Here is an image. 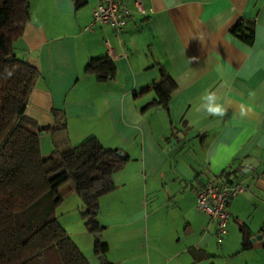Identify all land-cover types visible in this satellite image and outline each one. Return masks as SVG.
Wrapping results in <instances>:
<instances>
[{
  "label": "crops",
  "instance_id": "0c3cea01",
  "mask_svg": "<svg viewBox=\"0 0 264 264\" xmlns=\"http://www.w3.org/2000/svg\"><path fill=\"white\" fill-rule=\"evenodd\" d=\"M122 2L131 16L117 38L109 25L86 30L100 0H30L14 46L40 72L25 115L45 129L43 154L98 140L129 157L99 215L109 253L128 248L123 263L217 264V223L197 209V191L217 178L226 185L233 173L248 191L228 205L226 252L239 242L237 264H264V0ZM241 20L254 21V45L232 35ZM105 57L113 75L89 71ZM162 72L177 87L167 107L147 108ZM205 93L215 94L223 116L204 109ZM195 250L206 257L197 260Z\"/></svg>",
  "mask_w": 264,
  "mask_h": 264
},
{
  "label": "trees",
  "instance_id": "16d2710c",
  "mask_svg": "<svg viewBox=\"0 0 264 264\" xmlns=\"http://www.w3.org/2000/svg\"><path fill=\"white\" fill-rule=\"evenodd\" d=\"M29 19L30 0H0V264H90L57 217L63 203L60 188L74 183L87 229L101 233L105 229L99 221L101 199L116 189L115 177L129 157L106 149L98 140L43 154L40 134L45 129L25 115L40 72L19 58L14 46ZM231 33L254 45L255 23L241 20ZM88 69L92 73L104 69L107 75L116 71L108 57L93 61ZM176 87L174 79L162 72L154 88L158 100L147 108L167 107ZM231 175L225 173L226 185L237 184ZM251 246L247 238L244 250ZM95 253L101 264H114L108 260L107 243L97 241ZM194 255L197 260L206 257L199 250Z\"/></svg>",
  "mask_w": 264,
  "mask_h": 264
},
{
  "label": "built area",
  "instance_id": "2783aa9c",
  "mask_svg": "<svg viewBox=\"0 0 264 264\" xmlns=\"http://www.w3.org/2000/svg\"><path fill=\"white\" fill-rule=\"evenodd\" d=\"M131 16L130 10L122 0H100L94 12V20L87 31H93L98 24L109 25L115 30L117 38L125 28L128 18ZM106 56L115 57L113 42L108 40L105 46ZM248 191L244 184L223 185L217 179L210 180L205 187L197 191V209L209 215L213 222L217 223V238L219 244L223 243L227 235V227L232 219L229 212V203L237 196Z\"/></svg>",
  "mask_w": 264,
  "mask_h": 264
},
{
  "label": "rangeland",
  "instance_id": "374dc122",
  "mask_svg": "<svg viewBox=\"0 0 264 264\" xmlns=\"http://www.w3.org/2000/svg\"><path fill=\"white\" fill-rule=\"evenodd\" d=\"M73 184H74L73 182H67V184L65 183L60 188L61 195L63 196V203L56 210L57 217L60 220V224L63 226L65 231H67L68 235L72 238L73 242L77 245L78 249L81 250V252L84 254L86 259L90 262V264H101V262L99 261L95 253V245L97 241L103 242L101 240L102 239L101 233L104 231H102L101 233L94 234L87 229L85 219L83 218V213H84L83 202L76 194L75 187ZM226 230L228 233L229 231L228 228ZM113 232L114 231L112 230L111 235L114 234ZM106 234L108 233L105 232V235ZM226 236H225V241L223 242L222 246H220L216 240L213 242V244L215 243L213 246V250H217L218 253L222 252L220 253L222 255H218L219 258L216 260V263L226 264L227 262L229 263V260L236 259L235 260L236 262L233 260V263L231 261V264H237V262L240 261L242 258L240 257L242 256L241 254H244L241 252L242 246L241 244H239V242L236 243L238 239L234 238L233 245L236 243V246L234 248L235 251L232 253L226 252V246H227V244L225 243ZM135 251L137 252V255L139 257L142 256V253L143 254L145 253V249L143 248L141 249V247L139 246H136ZM223 254H227V255L223 256ZM123 255L130 257L128 248H127V252H124V253H123V250L121 251V248L120 249L115 248L113 252L109 253L108 260H110L111 262H117V264H144V261L142 260V258L138 259L137 261L131 262V263L129 262L123 263L121 261L123 260ZM233 255L234 256L236 255V256L234 257Z\"/></svg>",
  "mask_w": 264,
  "mask_h": 264
},
{
  "label": "clouds",
  "instance_id": "9594fccd",
  "mask_svg": "<svg viewBox=\"0 0 264 264\" xmlns=\"http://www.w3.org/2000/svg\"><path fill=\"white\" fill-rule=\"evenodd\" d=\"M202 99L206 100L208 103L204 104V109L211 115L223 116L224 108L223 106L216 103V96L214 93H205ZM244 110L241 109V115H244Z\"/></svg>",
  "mask_w": 264,
  "mask_h": 264
},
{
  "label": "water",
  "instance_id": "95a60500",
  "mask_svg": "<svg viewBox=\"0 0 264 264\" xmlns=\"http://www.w3.org/2000/svg\"><path fill=\"white\" fill-rule=\"evenodd\" d=\"M119 155L123 156V154H119ZM259 238H260V236H257L255 239L257 240V239H259Z\"/></svg>",
  "mask_w": 264,
  "mask_h": 264
}]
</instances>
